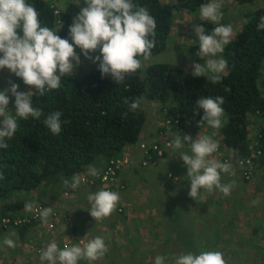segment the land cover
I'll return each mask as SVG.
<instances>
[{"label":"trees","instance_id":"16d2710c","mask_svg":"<svg viewBox=\"0 0 264 264\" xmlns=\"http://www.w3.org/2000/svg\"><path fill=\"white\" fill-rule=\"evenodd\" d=\"M235 1L239 5H246L256 0ZM27 2L40 13L42 26L57 27L58 17L46 0ZM207 2L133 0L135 4L147 7L157 22L156 46L150 60L168 51L176 13L184 10L195 12ZM78 11L75 3L63 10L60 16L63 28L58 33L61 38H67L72 17ZM261 16H264V9L245 14L247 22L224 50L227 73L222 74L220 83L213 84L206 78L193 77L192 71L178 65L156 63L127 77L122 84H116L110 77L101 78L98 69L84 75L74 73L71 77L62 78L60 89L46 92L43 96H33V106L41 109L44 115L40 119L29 117L18 120L17 132L6 141L9 147L0 149V174L4 177L0 179V230H3L2 219H14L26 213V200H13L14 192L31 193L42 188L41 202L43 198L58 199L67 190L63 179H71L74 175L88 177L79 174L89 165L103 159L109 162L112 158L121 157L128 152L127 148L139 144L146 123L148 102L171 103L168 114L174 121L179 120V129L200 130L207 124L198 125L203 113L197 108L196 101L200 97H223L222 107L226 118L224 126L218 131L224 146L218 152L221 151L226 157V150L232 151L231 161L236 163L240 172L244 166L240 161L253 155L256 168L264 169V95L261 91L264 30L257 31ZM201 24L206 33L215 27L205 21L197 25ZM195 40L194 51L197 53L199 42L196 34ZM226 88L230 91H225ZM136 97H143L144 103L140 110L133 112L123 103V99L131 102ZM54 111L62 113V131L59 135L52 134L43 124L45 117ZM197 111L200 114L196 115ZM251 117L256 119L253 125L256 134L249 128ZM229 161V158L224 159V162ZM35 225L30 224L31 227Z\"/></svg>","mask_w":264,"mask_h":264},{"label":"clouds","instance_id":"9594fccd","mask_svg":"<svg viewBox=\"0 0 264 264\" xmlns=\"http://www.w3.org/2000/svg\"><path fill=\"white\" fill-rule=\"evenodd\" d=\"M73 2L79 11L72 17L68 38H61L57 33L63 27L62 21L58 28L42 26L40 13L27 0H0V70L7 69L30 88L27 92L20 91V86L9 80L8 86L0 90V149L9 147L6 141L17 132L18 120L29 117L40 119L44 115L41 109L33 106V96H43L46 92L60 89L62 78L73 76L81 65V55L98 64L101 78L110 77L116 84H122L127 77L142 72L146 67L145 62L151 59L156 46L157 22L147 7L137 5L133 0H83L84 7H80L81 0ZM67 3L68 0H60L59 8L66 10ZM223 6L224 0H208L200 5L199 20L215 25L210 33H206L203 24L194 25L199 42L196 55L204 62L194 63L191 73L193 77L206 78L213 84L221 82L222 74L227 69V61L219 54L223 53L234 36L232 25L221 23ZM261 30H264V16L260 17L257 25V31ZM76 48H79L80 54H77ZM97 51L99 54L94 56ZM225 91L230 89L226 88ZM9 94L14 97V114L9 109ZM123 103L135 112L141 109L144 99L136 97L130 102L124 98ZM223 104V97H200L196 105L203 116L198 125L206 123L215 131L211 135L199 133L195 139L187 134L183 137L174 134L173 140L167 144L172 150L182 149L186 144L189 146L190 151L181 152L179 156L187 167L186 176L190 181L188 195L194 200L202 190L209 195L218 190L224 196H229L235 184V181L227 184L221 182V174L230 173L231 164L212 158L219 150V142L213 137L224 126ZM168 113L165 118L170 117ZM198 114L199 111L196 112ZM61 115V112L54 111L43 120L44 126L54 135L62 131ZM87 175L95 177L99 175V169L89 165ZM3 178L0 174V179ZM63 185L65 189L76 190L81 185V177L74 175L71 179H63ZM115 190H106L102 186V189L88 194L87 200L91 205L89 213L95 222H103L116 209L118 211L121 197ZM34 210L45 224L53 214V207L41 208L37 201H26L24 211L32 213ZM3 223L9 222L4 220ZM16 237V231L7 232L0 241V250L3 246L14 249ZM80 243L83 247L72 245L60 248L53 240L41 249L40 260L47 264H79L82 260L93 264L108 252L105 239L99 235L87 243L83 240ZM168 259L165 255H157L154 264H167ZM173 264H226V260L223 253L216 250L199 253L188 251L175 257Z\"/></svg>","mask_w":264,"mask_h":264},{"label":"crops","instance_id":"0c3cea01","mask_svg":"<svg viewBox=\"0 0 264 264\" xmlns=\"http://www.w3.org/2000/svg\"><path fill=\"white\" fill-rule=\"evenodd\" d=\"M71 3L74 2L68 1L67 5ZM224 3L233 7V10L229 12H232V17L237 20L239 30L237 34L241 32L243 25L247 22L245 14L250 11L264 9V0H256L252 4L246 5H239L235 0H224ZM57 4L59 7L60 0H57ZM84 6L86 5L81 0L80 7ZM240 6L244 9H250V11L243 14L244 12L239 8ZM184 12L185 10L178 13ZM238 14L242 16L241 19H237ZM84 62H87V60H82L83 66H85ZM168 104L159 102H148L146 104V123L140 135V143L127 148L132 155V161L130 166H126L120 171L118 184L123 185L124 189L116 188L115 190L121 197L117 208H122L123 212L116 209L103 222L94 221L89 213L91 205L87 200V196L89 193H95L102 189L101 185H80L68 196L62 193L58 199H49L50 201L46 202L47 204L41 203L43 189L40 188L37 190L39 192V203H37L44 204L46 207H53V210L58 211L62 219V225L54 231H49L45 226L39 227L37 225L23 227L22 232H18L20 229H12V231L18 233L16 245L17 247L21 245L20 252L12 257L9 254L0 256V264H20V258H23V263L41 264L40 255L36 253V248H46L48 243L44 240H48L49 243L54 240L58 247L63 248V245L67 242L77 245L79 239L91 240L96 233L102 231L105 232L108 238V244H106L108 252L99 259L100 261L97 260L98 263L95 261L93 264H118L114 258L115 254H119L117 256L119 264L126 261H130V264H154L157 255L167 256L169 258L167 264H170L176 253L180 255L188 251V244H192L188 240L190 235L193 239H199L198 236H202L201 229L203 225L206 226L207 221L212 220V217L215 220L212 224L211 221L209 223L219 226V231L223 232L224 229L227 231L229 229L231 242H234L233 237H235V242L236 240L240 242L239 237L241 236H246L245 239L252 237L257 239V243L260 241L259 246L261 250H264V169L256 168V174H259L258 178L256 179L255 174L253 182L246 183L242 178L239 167L232 162V151L227 152L226 150V157L221 154V151L216 152L212 158L220 160V162H224V159L229 158V163L235 167L231 173L221 174L222 183L227 184L235 181L231 195L224 196L218 190L209 195L202 190L194 200L188 195L190 181L186 176L187 167L179 156L181 152L190 151L187 144L182 149H169L157 166L149 168L142 166L141 143H159L163 145L168 141L171 142L174 134H180L181 137L187 134L195 139L199 133L201 135H211L215 131L209 126L200 130L188 128L184 129V132L176 127L162 126V120L166 114L164 108L171 107ZM251 125L249 128L254 131V123L251 122ZM213 139L219 142V148L224 146L219 131ZM106 163L107 161L103 159L93 166L101 172L104 170ZM87 168L81 174L87 175ZM168 195L172 197L173 203L169 202ZM165 199L166 203H164ZM257 201L259 202L257 203ZM167 205L170 209V215L166 216L168 213ZM170 206L172 207L170 208ZM175 213H178L177 217H174ZM27 214L29 213L24 215ZM199 214L201 218H198ZM242 217H245L246 220H241ZM64 218H66L65 221ZM7 232L9 231L0 230V241ZM18 240L21 242L20 245ZM178 242H182V245H178ZM198 242L196 241L195 244ZM216 242L224 243L223 236L217 235ZM231 242L230 246L233 247L234 244L231 245ZM30 246H33V248H30ZM227 246L225 245L224 248L230 250ZM246 246H249V244H246ZM198 247L199 245H193L192 250L198 253ZM216 247H219L218 244ZM220 250L222 251L223 248ZM253 251L256 253L255 249ZM236 252H239V248ZM101 260L103 263H101ZM81 263L88 264V261L82 260L79 264ZM44 264H47V262H44Z\"/></svg>","mask_w":264,"mask_h":264},{"label":"rangeland","instance_id":"374dc122","mask_svg":"<svg viewBox=\"0 0 264 264\" xmlns=\"http://www.w3.org/2000/svg\"><path fill=\"white\" fill-rule=\"evenodd\" d=\"M68 1L73 2L72 0H68ZM165 1L167 2V0H165ZM239 8L242 9V12H244L243 14H245V12L250 11V9H244L242 6H240ZM232 10H233L232 6H227L224 3V6L222 8V11H223L224 15H223V19H222L221 23L224 22V23H227V24L228 23L231 24L233 29H234V36H235L239 30L237 28L238 27L237 20H235L232 17V12H229V11H232ZM250 12H253V11H250ZM176 14H177V16H176V21H175V25H174V28H173L172 36L168 40V51L166 53H164V54H161L158 57H155L152 60H149V61L145 62L146 63V67L149 64L151 65V64H156V63H169V64H173V65H178V66L186 68V69H188L190 71H193L192 65L194 63H203L204 62L203 59L197 57L196 52L194 51L195 50L194 46H195V42H196V40H195V32H194V25H197L200 22V20L198 18L199 17V10H197L195 12L186 10L184 13H178L177 12ZM237 17H238L237 19H241L242 18V16L239 15V14L237 15ZM60 26L61 25H58L56 28H58ZM60 30L58 31V33L60 32ZM234 36H233V39H234ZM67 38H68V35H67ZM69 42H71V40ZM226 46H225V48H226ZM225 48H224V50H225ZM75 50H76L77 54H80L79 48H76ZM98 54H99V52L97 51L93 55L95 56V55H98ZM219 55L223 57L224 51H223V53H221ZM80 58L82 60H86L83 57V55H81ZM84 63H85L84 64L85 66H83L82 63H81V65L78 68H76V70L74 72L76 75H82V74L84 75L85 73L89 72L90 70L98 69V64H93L89 60H87V62H84ZM226 73H227V69H226L224 74H226ZM9 80H12L16 84H18L20 86L18 90H20V91L27 92V91L30 90L29 86H26V85L23 84L22 79L16 77L14 74L10 73L7 69L0 70V90H3L5 87L8 86L7 81H9ZM31 90L34 91V89H31ZM261 91H262V94L264 95V66H263V78H262V81H261ZM168 106L172 107V104L169 103ZM170 108L169 107L168 108H164L165 113H166L164 116H167V113L169 112ZM9 109L14 114V112H15V109H14V97H11V95H10ZM163 114H164V111H163ZM225 118H226V116L224 115L223 121H225ZM251 120L255 124L254 120H256V119L251 117ZM168 128H172V127L168 126ZM252 132H255V131H252ZM255 134H256V132H255ZM251 137L253 138L254 134H252ZM234 169H235V167L231 166V172ZM256 173H257V171H254L253 178H251L248 181L245 180L244 174H241V175H242L243 180L246 183H249V182L252 183L253 180H254V175ZM258 176H259V174H256V179L258 178ZM73 191L74 190H72V189H67L64 193L66 195V192L68 194H70ZM68 194L66 196H68ZM12 198H13V200L23 199V200H26V201H37L38 202V200H39V192H37V191L31 192V193L14 192ZM167 198H168L169 202L173 203V199H172V197L170 195H168ZM49 201H50L49 198H43V202H41V203L47 204L46 202H49ZM166 202L167 201L165 199L164 203H166ZM171 207L172 206H170V208ZM172 210H174V209H172ZM167 215H170V214L167 213L166 216ZM210 215H212V214H210ZM198 218H201L200 214H199ZM214 220H215L214 217H212V220L210 219V220L207 221V225L206 226L203 225V228L201 229L202 230V236L201 235L198 236L199 239H197V238L193 239L191 235L188 237V240L192 243V244H188V246H187V250L188 251L194 252L192 250L193 245H195V246L199 245L198 253L201 252V251H205V250H216V251L222 252L223 255H224V258L226 260V264H264V250H261V248L259 246L260 241L257 243L256 242V240H257L256 238L253 239L252 237H248V239H245L246 236H241V237H239L240 242L238 240H236V242H235V237H233V241L234 242H231V237H230L231 235L229 233V229H228V231L226 229H224L223 232L219 231V228H220L219 226L211 225L214 222ZM241 220L245 221L246 218L242 217ZM210 221H211V224L209 223ZM22 228L23 227H20L19 228L20 230H18V232H22L23 231ZM98 234H99V236H102L105 239V243L108 244V238L106 237L105 232L102 231L100 233H96L94 236H96ZM217 235H222L225 242L224 243H217L216 242ZM14 239H16L15 241H16V244H17V238H14ZM44 241L49 244L48 240H44ZM194 241L195 242L199 241V242L195 244ZM230 242H231V245L234 244L233 247L230 246ZM18 244L19 245L21 244L20 240H18ZM48 244H46V245H48ZM217 244H218V246L220 248L216 247ZM246 244H249V246H246ZM178 245L181 246L182 242H178ZM225 245H228L227 247L230 248L231 252H230V250L228 248H226V249L224 248ZM20 246L17 247V245H16V247L14 249H11V248L9 249V248H7V246H3V249L0 250V256H2L4 254H9V256L11 255L10 257H12L13 255L16 256L20 252V249H21ZM241 246H243V247H241ZM221 248H223L222 251L220 250ZM237 248H239V252H236ZM253 249H255L256 253H254ZM195 253H197V252L195 251ZM118 255L119 254H115L114 258L116 259V261L119 264V260H117L118 259L117 258ZM177 256H178V254L176 253L175 257H177ZM22 259L23 258L19 259L20 264H29V262L28 263H26V262L23 263ZM174 259L171 261L170 264H173ZM13 260H14V258H13ZM96 263H98V261H96ZM101 263H103L102 260H101ZM130 263H131L130 261H126V262L121 263V264H130ZM41 264H44V262H42ZM81 264H83V263H81ZM139 264H141V263H139Z\"/></svg>","mask_w":264,"mask_h":264},{"label":"built area","instance_id":"2783aa9c","mask_svg":"<svg viewBox=\"0 0 264 264\" xmlns=\"http://www.w3.org/2000/svg\"><path fill=\"white\" fill-rule=\"evenodd\" d=\"M47 3L51 6V8L54 10V14L58 17L57 20V26L61 25L62 18H60L63 10L58 7L57 0H46ZM63 22V21H62ZM179 124V120H173L171 117H167L164 119L163 126H177ZM183 132V130H181ZM166 142L163 145L154 143V144H147L142 143L140 145V151L143 155V160L141 161L142 166L144 168H149L153 166H157L159 162L164 158L165 153L169 150L167 147ZM254 155L251 158H247L246 160L240 161V164L244 165L241 168V174H244V178L246 180H250L253 178L255 163L253 162ZM132 161V156L129 152L124 153L123 156L112 158L106 167L105 170L99 172V175L95 177H82L81 178V185L87 184L90 186H104L106 190L113 191L114 188L124 189L123 185L118 184L119 174L122 168L126 166H130ZM84 176V175H83ZM67 195V194H66ZM41 208L46 207L42 204H39ZM119 212H122L123 209L119 208ZM7 220L9 223L4 224L3 221ZM66 218H64V221ZM62 219L60 217V214L58 211L53 210V214L49 217L48 223L45 224L42 222V220L39 218L38 213L34 210L32 213H29L27 215L18 217V218H5L1 220V227L4 231H10L14 228H20L22 226H30V224H36L37 226H45L49 231H54L59 228V226L62 225L61 223ZM81 240L84 241V243H87L88 240L86 239H79L77 241V245L83 247V244H81ZM65 246H72L70 242H67L63 245V248ZM33 248V246H30V248ZM42 247L36 248V253L40 255ZM25 251V249H24Z\"/></svg>","mask_w":264,"mask_h":264}]
</instances>
